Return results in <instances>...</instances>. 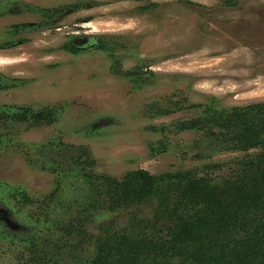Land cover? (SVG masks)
Listing matches in <instances>:
<instances>
[{
	"label": "rangeland",
	"instance_id": "1",
	"mask_svg": "<svg viewBox=\"0 0 264 264\" xmlns=\"http://www.w3.org/2000/svg\"><path fill=\"white\" fill-rule=\"evenodd\" d=\"M262 102L264 0H0V264H242Z\"/></svg>",
	"mask_w": 264,
	"mask_h": 264
},
{
	"label": "trees",
	"instance_id": "2",
	"mask_svg": "<svg viewBox=\"0 0 264 264\" xmlns=\"http://www.w3.org/2000/svg\"><path fill=\"white\" fill-rule=\"evenodd\" d=\"M69 50H73L76 51L78 50L75 47L72 46H68ZM257 106H259V110H263L264 111V102L258 104ZM44 113H37L36 116H38L39 118L41 116H43ZM249 176H247L248 178ZM131 182L135 183V189L137 188V183L131 179ZM247 184H251V181H248ZM123 187H127L126 183L122 184ZM190 188L193 189H198L200 188V185H196V183H194V181L191 182L190 184ZM127 194L128 193H132L133 188H128L126 189ZM140 190V189H139ZM201 192H203V194L205 195V191L200 190ZM126 194V195H127ZM214 199H211L210 201H212ZM213 203V201H212ZM201 221V220H199ZM197 227H204V224L202 223H192L190 225H188V228L194 230ZM104 250H102V248H100V253L99 255L94 259L93 263L94 264H98L100 262V254L103 253ZM240 259L242 261V264H264V223L261 225L259 223L256 224V227L254 229V232L252 234H247V252H243V254L240 256Z\"/></svg>",
	"mask_w": 264,
	"mask_h": 264
}]
</instances>
